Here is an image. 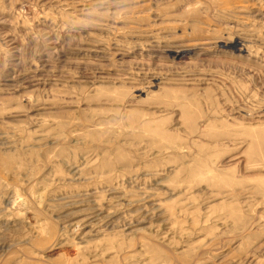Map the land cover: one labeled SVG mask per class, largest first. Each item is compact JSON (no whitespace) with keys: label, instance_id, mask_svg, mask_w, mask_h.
I'll use <instances>...</instances> for the list:
<instances>
[{"label":"rangeland","instance_id":"1","mask_svg":"<svg viewBox=\"0 0 264 264\" xmlns=\"http://www.w3.org/2000/svg\"><path fill=\"white\" fill-rule=\"evenodd\" d=\"M0 264H264V0H0Z\"/></svg>","mask_w":264,"mask_h":264},{"label":"bare ground","instance_id":"2","mask_svg":"<svg viewBox=\"0 0 264 264\" xmlns=\"http://www.w3.org/2000/svg\"><path fill=\"white\" fill-rule=\"evenodd\" d=\"M238 45V41L237 42H235V44L234 45H232L231 47H236ZM185 53H188L187 51L185 52ZM184 52H183V54H185Z\"/></svg>","mask_w":264,"mask_h":264}]
</instances>
